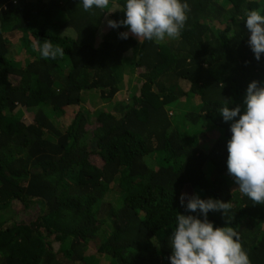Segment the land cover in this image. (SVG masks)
I'll use <instances>...</instances> for the list:
<instances>
[{
  "label": "trees",
  "instance_id": "16d2710c",
  "mask_svg": "<svg viewBox=\"0 0 264 264\" xmlns=\"http://www.w3.org/2000/svg\"><path fill=\"white\" fill-rule=\"evenodd\" d=\"M125 2L89 13L80 0H0V264H171L177 215L204 219L186 208L193 195L231 202L207 219L233 227L251 264H264V205L228 174L234 120L220 114L264 84L243 22L264 0H182L185 27L161 42L108 27ZM44 40L65 55L42 58ZM128 69L138 85L125 96ZM90 92L111 107L93 110ZM14 202L20 217L6 220Z\"/></svg>",
  "mask_w": 264,
  "mask_h": 264
},
{
  "label": "clouds",
  "instance_id": "9594fccd",
  "mask_svg": "<svg viewBox=\"0 0 264 264\" xmlns=\"http://www.w3.org/2000/svg\"><path fill=\"white\" fill-rule=\"evenodd\" d=\"M110 2L80 0L83 10L89 13H94V9L107 10ZM189 11V4L182 0H126L124 18L108 20L107 25L112 29L126 27L128 31L119 34L121 39H127L131 34L140 42H161L166 37L179 38ZM243 22L250 33L248 43L259 60L264 54V14L260 9L249 10L245 6ZM40 55L44 59H56L64 56L65 51L62 47H54L50 40H44ZM229 103L225 99L220 108L224 121L234 120L230 126L231 138L227 142L228 174L233 177L240 193L253 204L264 205V84L255 80L250 82L242 106L238 104L229 108ZM186 196L181 195L182 205ZM186 208L190 212L199 210L204 219L177 215L175 229L170 235L171 264H251L239 233L231 226L214 227L207 219L210 211H222L226 217L232 208L231 202L205 200L193 195L187 198Z\"/></svg>",
  "mask_w": 264,
  "mask_h": 264
},
{
  "label": "rangeland",
  "instance_id": "374dc122",
  "mask_svg": "<svg viewBox=\"0 0 264 264\" xmlns=\"http://www.w3.org/2000/svg\"><path fill=\"white\" fill-rule=\"evenodd\" d=\"M126 31H128L127 28H126ZM169 40L172 41V40H177V39H170V38H168V41ZM14 54L15 55H18L19 54V48H16ZM125 73L126 74H125V77L124 78H125V83L127 85H126L125 90L123 91V95L125 94V96H126V95H128L127 92H131L134 89H136V87H137L136 85H138V84H133L132 86H130V76H131V72L128 69V70L125 71ZM135 79H136V77H135ZM91 94H93V96ZM86 95H90V96H88V99H90V100L91 99L92 100L94 99V101H95L94 109L92 108L93 110H96L97 108L107 109V108L111 107V104L110 103H107V101H104L101 98H99V95H100L99 93L90 92V93H88ZM185 102H186V98H182L181 99V103L184 104ZM199 103H200L199 98H195L194 105L193 106L198 105ZM184 105L182 106L183 108H184ZM183 108H182L183 112H186V111H190L193 107L191 106L188 110L183 109ZM22 118L24 120H28L29 116H26L25 115ZM209 138L212 139L213 138V135L212 134H209ZM145 161H146V163H147L148 166L154 167V169L158 170V165H157V162H156L155 157H152L151 159L147 158V159H145ZM105 201L106 202H109L110 204H112L116 208L117 207H120L121 204H122V202L119 203V195H118V192H116V191H110L109 194L106 196ZM22 209H23V206L20 203H18V202L12 203V205L10 206V208L7 210V213L8 214H5L4 215L5 219L8 220L10 218L16 217V215H17V219H18L20 217V212H21ZM2 215H0V220H1ZM88 251H89L88 252V255H94V253H95V251L91 247L88 248Z\"/></svg>",
  "mask_w": 264,
  "mask_h": 264
}]
</instances>
